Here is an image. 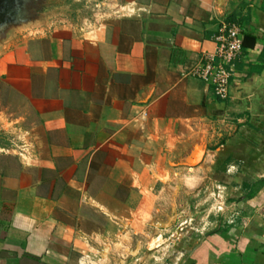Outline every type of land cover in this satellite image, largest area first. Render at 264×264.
Wrapping results in <instances>:
<instances>
[{
	"label": "crops",
	"instance_id": "1",
	"mask_svg": "<svg viewBox=\"0 0 264 264\" xmlns=\"http://www.w3.org/2000/svg\"><path fill=\"white\" fill-rule=\"evenodd\" d=\"M23 2L0 37V264H264V0ZM232 17L222 100L189 72Z\"/></svg>",
	"mask_w": 264,
	"mask_h": 264
},
{
	"label": "built area",
	"instance_id": "2",
	"mask_svg": "<svg viewBox=\"0 0 264 264\" xmlns=\"http://www.w3.org/2000/svg\"><path fill=\"white\" fill-rule=\"evenodd\" d=\"M94 6L97 12H103L106 0H86V6ZM216 50L204 52L189 75L203 79L214 87L215 94L222 100L231 95V79L235 72V63L244 52V28L232 20L224 21L214 35ZM25 147V146H24ZM24 148V152H25ZM248 219L239 213L230 211L227 223L246 226Z\"/></svg>",
	"mask_w": 264,
	"mask_h": 264
},
{
	"label": "water",
	"instance_id": "3",
	"mask_svg": "<svg viewBox=\"0 0 264 264\" xmlns=\"http://www.w3.org/2000/svg\"><path fill=\"white\" fill-rule=\"evenodd\" d=\"M25 4L23 0H0V37L5 35L10 27L23 23L21 15H24Z\"/></svg>",
	"mask_w": 264,
	"mask_h": 264
},
{
	"label": "rangeland",
	"instance_id": "4",
	"mask_svg": "<svg viewBox=\"0 0 264 264\" xmlns=\"http://www.w3.org/2000/svg\"><path fill=\"white\" fill-rule=\"evenodd\" d=\"M207 208H208V207H207ZM207 215H208L207 212L205 213V211H203V213H202L201 216H202L203 218H205V217H207ZM203 226H205V223H204ZM157 256H158V257H163L164 254H162V253H158ZM128 257H129V256H128Z\"/></svg>",
	"mask_w": 264,
	"mask_h": 264
},
{
	"label": "trees",
	"instance_id": "5",
	"mask_svg": "<svg viewBox=\"0 0 264 264\" xmlns=\"http://www.w3.org/2000/svg\"><path fill=\"white\" fill-rule=\"evenodd\" d=\"M229 20H232V21H236V22H238L237 19H236V18H233V17H232V18H229ZM238 23H239V22H238ZM247 38H251V37H250V36H247L246 39H247ZM252 40H255V39L252 38Z\"/></svg>",
	"mask_w": 264,
	"mask_h": 264
}]
</instances>
